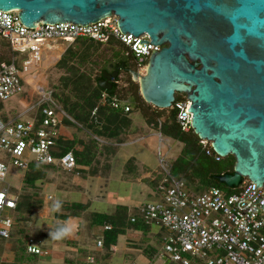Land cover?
Returning <instances> with one entry per match:
<instances>
[{"label": "water", "instance_id": "water-1", "mask_svg": "<svg viewBox=\"0 0 264 264\" xmlns=\"http://www.w3.org/2000/svg\"><path fill=\"white\" fill-rule=\"evenodd\" d=\"M13 9L26 27L114 14L122 34H147L162 47L142 75L129 71L144 102L165 109L185 93L194 134L234 157L233 172L217 180L264 189V0H0V10ZM118 68L102 70L98 87L111 89Z\"/></svg>", "mask_w": 264, "mask_h": 264}, {"label": "built area", "instance_id": "built-area-1", "mask_svg": "<svg viewBox=\"0 0 264 264\" xmlns=\"http://www.w3.org/2000/svg\"><path fill=\"white\" fill-rule=\"evenodd\" d=\"M117 21V16L111 14L86 25L37 22L34 27H26L18 18V10H0V42L7 45L10 55L9 61H0V105L21 93L23 73L31 61L39 58L33 55L56 41L69 44L85 38L103 45L114 41L123 45L125 55L137 63L135 71L140 70L142 75L148 57L162 45H151L145 33L136 37L122 34ZM140 39L147 42L138 45ZM21 55L28 60L25 58L18 66L16 58ZM37 92L35 105L14 116L0 114V183L5 185L0 189V211L16 206L17 196L12 195L10 186L5 183L10 166L23 171L31 164L51 166L60 172L79 175L73 153H58L55 141L60 117L75 121L55 103L51 89L41 86ZM178 96L172 104L181 129L187 131L191 128V114L187 111L190 102L185 93ZM105 98L106 93L102 92L100 100ZM123 103L117 97L110 101L114 109L123 107L124 111H129V106ZM27 114L30 117L23 118ZM201 143L208 142L201 140ZM157 156L166 182L162 196L156 202L140 205L136 216L130 220L138 217L144 224L156 225L164 231L160 256L172 264H264V189L255 188L254 183L245 180L230 194L215 187L195 194L181 178L171 175L170 164L160 150ZM12 226L10 218H0V237L9 238ZM96 244L101 246V241ZM26 251L34 255L47 254L33 244L32 238L26 240ZM88 261L92 262V258L88 257Z\"/></svg>", "mask_w": 264, "mask_h": 264}, {"label": "crops", "instance_id": "crops-1", "mask_svg": "<svg viewBox=\"0 0 264 264\" xmlns=\"http://www.w3.org/2000/svg\"><path fill=\"white\" fill-rule=\"evenodd\" d=\"M2 104L0 114L7 117L1 113ZM103 126L106 134L98 135L95 131ZM95 128L76 122L60 125L63 146L83 156L77 163L79 175L45 166L41 168L43 176L26 185L27 170L9 167L5 183L17 200L15 208L0 211V218L13 222L10 237H0V264H140L136 259L140 257L145 264H172L160 256L164 231L156 225L128 223L140 205L160 200L166 184L156 155L158 128L148 124L139 110H102ZM176 142L177 154L170 166L183 146ZM169 152L166 146L164 155ZM70 203L84 207L70 209ZM118 207L126 210L125 217L116 215ZM97 214L115 218L110 223L94 222ZM66 226H72L70 236L51 239L50 234ZM28 238L47 254L28 253ZM98 240L101 246H97Z\"/></svg>", "mask_w": 264, "mask_h": 264}, {"label": "trees", "instance_id": "trees-1", "mask_svg": "<svg viewBox=\"0 0 264 264\" xmlns=\"http://www.w3.org/2000/svg\"><path fill=\"white\" fill-rule=\"evenodd\" d=\"M76 42L87 44L95 43L85 38H79L76 40ZM105 45L109 47L113 56V61L111 64L119 65L125 59H130L133 68L137 69L136 61H134L131 56L125 55L123 45L114 41H110ZM9 59L10 55L8 52L7 58L3 56L0 57V61H9ZM109 65L103 67L97 77H95V83L93 87L94 90L92 91V94L89 93L88 96L86 95V92H83L81 95H79L77 101L73 102L72 104L68 103V99L62 100L63 108H61L76 123L81 124L85 128H95L98 124L99 114L102 110H111L114 112L122 113H129L132 110H139L141 115H143L144 120L148 124H151L153 127L158 128L159 132L162 135L182 143L183 146L179 156L174 160V162L170 166V173L172 176L176 178H181L182 180L184 178L187 180L195 179L199 185H202L204 187V189L209 187H215L220 189L224 194H230L238 190L239 186L228 187L224 183H221L217 180L218 175L233 172L234 157L230 154L225 157H220L216 155L213 152L210 143L203 145L201 143V140L196 134H194L191 128H189L187 131H183L176 117V110L173 104L169 108L160 109L144 102L141 95H139L140 93L138 94L137 83L131 80V75L129 74H126L129 78L125 80V82H122L121 74L118 77L113 78V80L111 81L112 87L109 90H102L101 88H99L97 85V80L101 76L102 70H107ZM121 82L123 83V85H120ZM90 84L91 83H88L87 88L85 87L86 89L84 88V90H88L91 87ZM120 86H124L125 88H120ZM126 88L130 91V98H126V94L124 93ZM102 92L106 93V98L104 100H100V95ZM113 97H117L119 100L123 101V105H128L129 111H124L123 107L119 109H114L110 105V101ZM178 97V94H175L174 99L176 100ZM93 112L94 114H92ZM63 122L72 124V122L67 120L66 118L60 117V125ZM60 125L58 127V135L55 140L58 148V153L71 150L69 148L64 147L62 144V137L59 134ZM106 128L107 127L103 126L95 132L98 135H105ZM112 134L113 133H111V135ZM206 150L209 151V154L206 153ZM71 152L75 156L77 163L82 162L83 156H81V153L79 154L78 151L73 150ZM41 168V166L31 164L25 172L23 183L26 185H32L36 181H38L43 176V171L41 170ZM245 180L247 179H244L243 181ZM67 206L70 209L76 210L83 209L84 207L82 204L76 203H70L67 204ZM116 215H122L123 217H125L126 210L122 207H118L116 209ZM114 218V216L97 214L94 215L93 221H99L101 223H110ZM130 219L131 217L128 219V223L130 224H142L143 226H147L138 217L135 218V221H131ZM110 229H112V227H110ZM110 232L112 235H115L116 233L114 230H111Z\"/></svg>", "mask_w": 264, "mask_h": 264}, {"label": "rangeland", "instance_id": "rangeland-1", "mask_svg": "<svg viewBox=\"0 0 264 264\" xmlns=\"http://www.w3.org/2000/svg\"><path fill=\"white\" fill-rule=\"evenodd\" d=\"M7 52L9 53L7 45L0 42V57L7 58ZM33 56H39V58L31 61L26 72L23 73L24 82L21 93L11 97L2 104L1 113L3 115L14 116L18 112L35 105L38 100L37 90L41 86H47L52 90L53 100L62 108V100L64 99H68V103L72 104L77 101V98L83 92H86V95L89 96V93L92 94L94 90L95 77H97L103 67L108 66L113 61V56L108 46L98 43L87 44L76 41L69 44L56 41L50 47L44 48ZM34 57L31 59H34ZM25 58L23 55L17 57V65L19 66V63L25 61ZM26 59L28 60V58ZM141 73H144V70H141ZM128 78L126 74L121 73L122 82H125ZM131 80L137 83L139 94L137 80H134L132 77ZM122 82L120 85H123ZM88 83H91V87L88 90H84L85 87L87 88ZM122 87L123 89L125 88L124 86H120V88ZM124 93L126 94V98H130V91L127 88ZM29 117L30 114H27L23 118L26 119ZM156 139V155L160 150L165 161L169 163L177 154L174 149L178 146V143L164 135ZM166 146L170 147L168 155H164ZM159 172L164 176L160 167ZM183 181L186 183L187 188L195 194L204 190L202 185L195 184L197 183L195 179L187 180L184 178ZM4 186L3 183H0V189ZM136 259L140 261V264H145V260L142 257Z\"/></svg>", "mask_w": 264, "mask_h": 264}, {"label": "flooded vegetation", "instance_id": "flooded-vegetation-1", "mask_svg": "<svg viewBox=\"0 0 264 264\" xmlns=\"http://www.w3.org/2000/svg\"><path fill=\"white\" fill-rule=\"evenodd\" d=\"M121 64H119V65L110 64L106 71L108 73H112L113 71H115V67L119 66V68L117 69V75H116V77H118L121 73H125V74L131 75L129 71L130 70H135L133 68V65H132V62L130 61V59H125ZM99 78H101V76ZM110 80L112 81L113 78H111Z\"/></svg>", "mask_w": 264, "mask_h": 264}, {"label": "clouds", "instance_id": "clouds-1", "mask_svg": "<svg viewBox=\"0 0 264 264\" xmlns=\"http://www.w3.org/2000/svg\"><path fill=\"white\" fill-rule=\"evenodd\" d=\"M57 207H59V205H57ZM72 226H66L63 229H61L58 232L52 233L51 235V239L53 240H62L68 236H70L72 234Z\"/></svg>", "mask_w": 264, "mask_h": 264}]
</instances>
